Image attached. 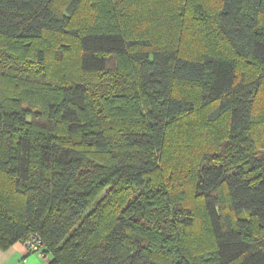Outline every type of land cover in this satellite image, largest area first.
<instances>
[{"label": "trees", "instance_id": "16d2710c", "mask_svg": "<svg viewBox=\"0 0 264 264\" xmlns=\"http://www.w3.org/2000/svg\"><path fill=\"white\" fill-rule=\"evenodd\" d=\"M83 1L0 0V247L34 234L47 264H264V0H172L157 37L141 20L128 35L115 0L74 25ZM187 86L202 129L228 121L195 156L167 143L208 133L187 131Z\"/></svg>", "mask_w": 264, "mask_h": 264}, {"label": "rangeland", "instance_id": "374dc122", "mask_svg": "<svg viewBox=\"0 0 264 264\" xmlns=\"http://www.w3.org/2000/svg\"><path fill=\"white\" fill-rule=\"evenodd\" d=\"M94 1L95 0H84L82 2V4L80 5L77 14L75 15L74 19H73V24L77 25V26H87L88 22H92L93 18H94V14H95V10H96V6L94 5ZM113 1V0H110ZM183 1V0H182ZM202 3H199L198 5H201L202 8H205V2L206 0H199ZM210 4L215 3V0H207ZM116 2V3H115ZM172 3L174 4V2H172V0H115L114 3L116 4L117 8L116 10L122 15L121 17L122 20V27L125 30L128 29L129 34L128 35H132L130 28H132V24L137 23L139 20H141L142 26L144 28H146L147 30H149L150 32V36H155L157 37V35H163L164 32H166V22L171 19L174 15H169V12L165 11V7L168 5V3ZM185 2V0H184ZM191 4H184V6H190ZM182 8V6H181ZM181 10V9H179ZM122 11L126 12V16L124 15V13ZM176 14V12H175ZM149 15L150 18H148L147 16ZM145 17L148 18L147 21L143 20ZM175 17V16H174ZM154 32V33H152ZM133 37V36H132ZM152 37V38H155ZM181 49L183 52H186L190 55L193 54H198V48L196 46H192L189 47L187 44L182 43L181 45ZM248 68V67H246ZM252 70L248 73V75L252 74ZM15 88L13 83H9V85H7V90L6 91V95L12 96L14 94ZM176 93H180V94H184L187 97L191 98L192 100L195 101V106L196 109L195 111L189 116L186 117L188 119V130L187 131H192V126L195 127L197 130H205L208 131L204 132L203 134H201V136L199 138H202L200 140V142L198 143V135L194 138H191L192 136H190V141L189 143L185 144L182 143L180 144L181 147L183 146L184 148L177 150L176 147L178 145V143H175L172 138L170 139V136L168 137V148L169 145L171 147V152L177 153L179 155H194L196 152H200L201 149H199L200 146H202L203 144L201 142H211L213 140V138H211L213 136V134H220L219 137L221 138H225V127L227 126V119L226 117H221L218 121H216V124L214 126H212V123H210L208 125V128L203 129L200 127V123L201 122H207V120H205V113L203 111V107H200V103H199V93L197 91L196 87H178L177 90H175ZM259 94V95H258ZM11 100V99H9ZM254 112H256V114H259L260 116L264 115V87L257 92V97H256V101H255V106H254ZM223 128V129H222ZM222 130V131H221ZM194 133V132H193ZM254 133L256 134V136H260V139L263 138L264 136V123H257V126L255 127ZM263 136V137H262ZM258 139V140H260ZM214 141V140H213ZM212 141V142H213ZM211 142V143H212ZM210 143V144H211ZM223 143V147L226 146L224 140H222ZM261 145L264 146V141H261ZM180 147V148H181ZM215 150H216V146ZM203 151V150H202ZM204 151H211L210 148H206L204 149ZM162 168V167H161ZM162 170V169H161ZM178 173H175V176ZM166 179L164 177V182L161 183V185H157V188H164L165 185H168L169 183L166 182V180H169V177L166 175ZM170 177H173L172 175ZM170 181V180H169ZM201 205L196 202V204L193 206L194 209L195 208H199ZM196 210V209H195ZM200 220H202V218H199ZM199 236V235H196ZM201 237V242L197 245V248H199L200 244L204 242V235H200ZM193 240L196 241V238H193Z\"/></svg>", "mask_w": 264, "mask_h": 264}, {"label": "crops", "instance_id": "0c3cea01", "mask_svg": "<svg viewBox=\"0 0 264 264\" xmlns=\"http://www.w3.org/2000/svg\"><path fill=\"white\" fill-rule=\"evenodd\" d=\"M48 257L30 251L25 243L15 242L6 247H0V264H47Z\"/></svg>", "mask_w": 264, "mask_h": 264}, {"label": "built area", "instance_id": "2783aa9c", "mask_svg": "<svg viewBox=\"0 0 264 264\" xmlns=\"http://www.w3.org/2000/svg\"><path fill=\"white\" fill-rule=\"evenodd\" d=\"M26 246L34 252L41 253L42 241L37 235H31V238L25 242Z\"/></svg>", "mask_w": 264, "mask_h": 264}]
</instances>
